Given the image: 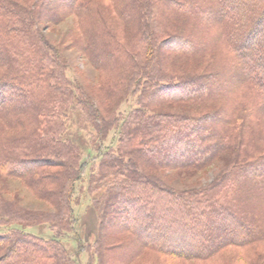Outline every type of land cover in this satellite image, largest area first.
Masks as SVG:
<instances>
[{"label": "trees", "instance_id": "trees-1", "mask_svg": "<svg viewBox=\"0 0 264 264\" xmlns=\"http://www.w3.org/2000/svg\"><path fill=\"white\" fill-rule=\"evenodd\" d=\"M70 16L71 48L102 77L96 97L65 78V57L42 32ZM250 22L243 34L238 26ZM257 26H264V0H0V90L11 92L0 96V176L23 180L55 208L30 211L0 193V218L51 222L68 233L82 156L62 138L63 119L78 105L97 119L101 135L121 121L118 106L137 92L119 145L97 167L96 188L107 177L112 184L96 199L101 223L87 264H264V157L247 143L235 151L221 94L202 73L214 68L217 46L232 48L243 84L264 99V45L253 53L241 44ZM194 69L203 75L189 74ZM222 152L226 162L211 182L177 189L154 173L195 174ZM117 219L123 223L110 233ZM26 235L15 228L0 233V264H72L49 240Z\"/></svg>", "mask_w": 264, "mask_h": 264}, {"label": "rangeland", "instance_id": "rangeland-1", "mask_svg": "<svg viewBox=\"0 0 264 264\" xmlns=\"http://www.w3.org/2000/svg\"><path fill=\"white\" fill-rule=\"evenodd\" d=\"M260 8L256 15L252 17V23L256 17L261 13ZM76 19L72 16L65 18L63 21L54 26H42L43 34L47 41L54 47L61 49L62 55L65 57L64 63V76L70 81V84H81L83 85L91 95L97 96L96 84L100 80L98 72L88 64L87 60L84 59L74 48H71V31L75 26ZM250 22L246 26L239 25L242 29V33L245 34L246 30L251 27ZM261 27V26H259ZM261 29V30H260ZM78 32V31H76ZM264 26L262 28L256 27V32L248 38V40L242 41L241 44H245L246 50H251L253 53H259L261 51L257 44L264 45ZM183 35V34H178ZM199 35V34H197ZM255 43V44H254ZM254 44V45H253ZM214 45V44H212ZM216 45V44H215ZM215 51V55L212 59L214 68H207L205 71L190 70L189 74L205 73L208 75L206 81L211 82L212 93L216 92L221 94L217 96L218 105L223 115L224 121L227 123L226 126L230 129L231 135L235 137L234 145L235 151L241 152L243 144L247 143L253 146H259V155L264 157V110L261 109V116L255 115V104L259 102L264 103L263 95L256 93L253 85H244V77L241 75V69L239 65L233 60L234 52L225 53L220 46ZM232 47V46H231ZM244 49V50H245ZM264 49V46H263ZM59 52V54H61ZM264 55V54H262ZM261 55V56H262ZM255 57V56H254ZM256 58V57H255ZM262 58V57H261ZM260 58V61H261ZM263 65H264V61ZM261 62V63H262ZM260 65V64H259ZM202 72V73H200ZM2 71L0 70V80L3 78ZM188 74V75H189ZM213 77L210 78V75ZM203 75V74H202ZM215 75V77H214ZM264 76V75H263ZM3 81V80H2ZM205 81V80H204ZM205 81V82H206ZM246 81V80H245ZM261 81H264L261 80ZM208 83V82H206ZM228 90V92H226ZM9 89L4 92L0 90V96L7 95ZM223 95V96H222ZM72 104L78 98V94L75 89L72 90ZM137 92L126 97V99L118 106V111L121 112V121L115 126L111 127L107 132L101 133L96 132L97 119H89L85 111L78 105L68 109L65 118L63 119L62 138L71 140L81 150V172L79 178L74 182V190L70 198V209L72 212L71 218V229L68 233L63 234L62 231L55 228L51 222H22V221H11L7 218H0V233H6L9 229L15 228L19 231L27 234L26 236L34 237L38 240L50 241L56 251L59 253L64 252L70 257L72 264H87L89 260V252L93 250L92 246L96 243L98 238V228L100 220L98 218V212L96 206L99 204L96 199L100 196V193H104V187L112 184L111 177H107L101 180L100 185L104 184L100 188H96V180L98 179V169L102 160H107L106 151H115L119 145L120 132L122 131L121 123L127 116V113L136 105ZM246 103L245 108L243 103ZM237 106H242L236 108ZM14 107V106H13ZM165 111L170 109H179L178 107H166ZM218 109L217 111H219ZM241 113L245 116V121L238 119V115ZM216 111V112H217ZM65 113V112H64ZM119 118V119H120ZM234 118V124H230V119ZM229 123V124H228ZM133 125V124H132ZM130 125V126H132ZM211 135H215V130H211ZM95 138V142L91 143V139ZM4 146L2 147V153L4 154ZM249 153V152H248ZM2 154V155H3ZM228 153L222 152L219 154L213 162L198 172H184L178 170H156L154 173L168 185H171L177 189L179 188H190L200 183L211 182L216 175V172L220 170L225 162ZM194 156V155H193ZM3 157V156H2ZM189 157V156H187ZM247 161V160H246ZM218 173V172H217ZM0 193L4 201H13L14 204L28 209L30 211L45 210L52 212L55 210L54 206L44 203L34 196V193L25 185L23 180L10 179L4 176H0ZM4 212V211H2ZM117 224L113 223L109 225V232L113 233L114 230L118 229V224L123 223L121 219H117ZM105 224H107L105 222ZM120 240V239H119ZM119 242H114L115 247ZM6 245V244H5ZM94 247V246H93ZM7 249V246H6ZM17 251H20V247H14ZM88 250V251H87ZM6 251V250H5ZM3 254L2 250L0 254ZM96 260L95 257H93ZM167 261V260H166ZM168 264V262H166ZM136 264V263H133Z\"/></svg>", "mask_w": 264, "mask_h": 264}]
</instances>
